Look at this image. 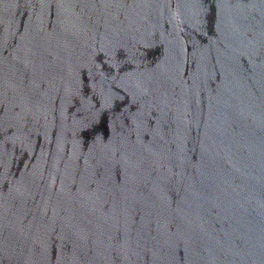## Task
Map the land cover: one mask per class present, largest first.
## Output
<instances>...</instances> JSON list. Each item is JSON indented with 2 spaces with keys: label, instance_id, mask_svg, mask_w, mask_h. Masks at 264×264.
I'll return each mask as SVG.
<instances>
[{
  "label": "water",
  "instance_id": "obj_1",
  "mask_svg": "<svg viewBox=\"0 0 264 264\" xmlns=\"http://www.w3.org/2000/svg\"><path fill=\"white\" fill-rule=\"evenodd\" d=\"M0 264H264V0H0Z\"/></svg>",
  "mask_w": 264,
  "mask_h": 264
}]
</instances>
